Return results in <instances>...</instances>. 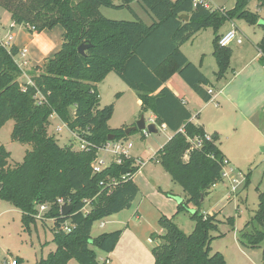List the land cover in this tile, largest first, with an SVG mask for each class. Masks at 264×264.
I'll list each match as a JSON object with an SVG mask.
<instances>
[{"label": "trees", "instance_id": "16d2710c", "mask_svg": "<svg viewBox=\"0 0 264 264\" xmlns=\"http://www.w3.org/2000/svg\"><path fill=\"white\" fill-rule=\"evenodd\" d=\"M120 1L0 0L15 25L26 24L29 31L38 33L58 25L64 29L61 49L30 72L31 83L25 86L18 80L23 73L15 60L19 49L0 44V129L14 118L12 139L31 145L15 167L9 164L10 152L0 147V199L22 212L25 225L35 221L38 203L51 204L45 217L54 219L56 249L35 264H69L72 258L80 264H98L93 246L111 253L123 231L93 237L94 223L130 209L139 194L133 180L140 167L135 158H124L122 164L113 163L100 173L92 169L110 135L114 140L127 139L128 126H108L113 105L99 107L98 84L112 71L136 91L143 110L152 111L156 123L165 124L173 132L159 150L160 162L184 188L188 203L199 207L203 194L223 180L227 159L216 144L219 136L214 133L211 140L207 139L204 127L192 122V111L165 83L178 73L204 101H210L212 95L205 88L208 78L180 46L212 27L217 75L223 77L230 66L232 49L219 45L218 31L236 18L256 24L259 14L248 8L251 0H236L229 10L195 4V0H138L152 16L151 24L138 16L115 20L102 13V7H111L127 8L136 15L131 6L136 0ZM259 2L264 8V0ZM181 14H188L189 20L181 19ZM82 43L92 44L85 55L78 51ZM260 48L264 53V36ZM53 115L87 141L84 150L75 149L73 143L60 146L49 134ZM123 167L129 168L130 174L123 176ZM113 179L116 184L105 188ZM59 198L73 205L66 216L61 213ZM85 199L92 200L87 213L82 212ZM191 218L196 225L190 234L183 232L173 218L159 219L164 233L156 237L154 264H226L222 253L211 252V232L219 226L217 215H204L197 209ZM65 222L73 225L70 232L60 229ZM229 222L234 225L233 218ZM239 240L251 248L264 241V192L259 193L258 209Z\"/></svg>", "mask_w": 264, "mask_h": 264}, {"label": "rangeland", "instance_id": "374dc122", "mask_svg": "<svg viewBox=\"0 0 264 264\" xmlns=\"http://www.w3.org/2000/svg\"><path fill=\"white\" fill-rule=\"evenodd\" d=\"M235 1L207 0V4L213 8L231 9L234 7ZM257 2V0H251L249 3V7L255 13L261 14L256 24H249L244 19H234L238 30L240 29L239 35L252 46L255 40L249 34L259 36L264 33L262 26L264 24V9L257 10ZM135 7L138 11L137 14L140 13L146 17V13L140 5H135ZM123 12H128L127 14L133 19L136 18L130 10ZM12 23L11 13L0 5V40L12 45L19 30L26 34L34 33L29 31L26 24L15 26ZM230 24V21H227L219 32L230 30L232 28V24ZM242 24L250 26V32L243 30ZM246 34L252 39V42L246 38ZM215 35L212 27L203 29L184 47L188 55H191L193 51H197L198 54L200 50L208 53L207 57L203 55L206 57L203 71L212 79L214 78V71L217 70L216 60L210 53L213 49ZM253 47L257 51L255 45ZM249 53L250 49L247 50V55ZM16 57L19 59L18 55ZM28 59L30 60L29 51ZM195 59L198 61L199 58L196 57ZM35 68L36 66L30 69L25 67L22 70L23 73L18 79L22 86L29 83L27 71L31 72ZM107 77L106 81L101 82L98 90L100 93L99 107L103 108L112 104L114 108L108 126L111 129L124 128L130 125L127 124L130 119L135 117L137 122L142 114L145 115L147 123H150L149 112L143 110L141 104L138 103L136 91L131 89L114 71L110 72ZM14 125L15 120L11 118L0 129V147L4 146L10 152L9 164L12 167L23 161L26 151L31 147L28 143L12 139ZM60 126L61 132L57 130ZM48 131L60 146L73 143L74 148L78 149V139L74 138L68 126L58 116L53 115L50 118ZM171 136V130L162 128L160 125H158L157 133L145 134V131L136 130L127 135V140L134 143L130 153L142 157L140 159L145 161L139 170L133 174V180L139 187V194L129 210L113 214L94 223L93 237L119 229L123 231L113 254L112 252H103L93 246L97 253V263L154 264L153 248L157 242L156 237L158 238L164 233L159 224V219L162 216L173 218L183 232L190 234L196 225L191 215L198 209L204 215L216 214L219 220L218 230L211 232L214 237L211 241L212 253H222L226 264H264V241L258 247L251 248L242 245L239 240L242 231L246 229L248 222L252 221L258 209L259 193L264 192V145H257L250 152L232 150L230 154L234 160H231L229 155L226 157L221 149V142L224 138L219 137L216 143L226 159L230 161V165L229 163L227 165V171L234 177L236 176L240 182L236 190L233 191L229 178H224L212 188L211 194L206 195L200 206L197 207L188 203V194L184 188L172 179L160 162L159 150ZM99 154L106 157L109 162L113 158L110 152L107 153L106 150H100ZM231 169L234 173H231ZM179 206H182V209L179 210ZM230 217L234 219V225L230 224ZM53 222L49 219L39 220L35 218V221H30L25 225L22 212L9 202L0 199V264H7V260L11 259L18 260L19 264H35L37 261L47 258L49 253L56 249ZM102 222L105 223L103 227L101 226ZM254 226L257 227L258 225L254 224ZM250 229L251 227L247 228V230ZM107 259L109 262H106ZM69 264L80 263L72 258Z\"/></svg>", "mask_w": 264, "mask_h": 264}, {"label": "crops", "instance_id": "0c3cea01", "mask_svg": "<svg viewBox=\"0 0 264 264\" xmlns=\"http://www.w3.org/2000/svg\"><path fill=\"white\" fill-rule=\"evenodd\" d=\"M257 1V10H263L264 8L260 6L259 0ZM120 2V0H116L115 3L120 4ZM131 5L134 12L136 13V15L134 14L135 17L138 16L142 18L148 24L153 22L152 16L141 6L138 0L134 1ZM135 5H140V7L146 13V17H143L140 13H138L140 15L137 14L138 11H136L137 9ZM209 6L211 7V5ZM248 8L254 12L253 9L249 7V5ZM128 10L129 9L127 8H101L102 13L108 18L115 20H133V18L127 14L128 12H123ZM259 15L261 14L259 13ZM230 23H235V21L232 20ZM241 27L247 32H250L251 30L250 26H246L245 24H242ZM31 33L32 34H26L22 32V30H19L18 35H15L13 44L10 45H15L19 50L26 49L27 57L29 51L30 60L28 59L29 64L26 67L27 69L35 66H42L46 58L54 56L55 53L61 49L63 44L64 29L62 26L58 25L51 30L46 29L41 33L36 31H31ZM199 33H197L192 39H194ZM225 33L226 30H223L218 34L222 36ZM247 34L245 36L251 42L252 39H250L249 36L254 38L255 43H253V46L255 45L257 51L254 50L252 44L248 43L244 39L241 43L236 41L232 42V47L229 46L232 49L230 66L223 77H218V65L216 62L217 70L214 71V81L203 71V66L208 53L200 50L198 54L197 51H193L191 55H188V53L184 50L185 44L188 41L180 46L181 51L192 63L197 65L208 78L209 84L205 85V88H211L213 90L210 101H204L178 73L174 74L165 83V85L170 90H172L178 97L183 99L186 106L192 111V122L197 125H202L209 135L216 133L219 137L224 138V140L221 142V149L223 150L226 157L229 155L228 157L231 160L233 159L230 154V151L232 150L250 152L254 150L257 145H264V55H262L264 53L260 48V43L264 33L260 34L259 36H254L251 33L248 36ZM248 49H250L249 55H247ZM213 51L214 44L213 49L210 52L212 56H214ZM196 57L199 58L198 61L195 59ZM26 74L29 77L30 82V72L27 71ZM107 78L108 77H106L104 81H106ZM102 83L98 84V88ZM138 103L142 104L139 98ZM148 112L150 115L149 121L156 122L155 114L152 111ZM135 122L136 119L133 117L127 124L133 125ZM162 128L168 129L165 124L162 125ZM130 155L135 158L138 157L139 160H142L140 159L142 158L140 156H135L131 153ZM227 161L230 165V161L228 159ZM143 162L145 163V161Z\"/></svg>", "mask_w": 264, "mask_h": 264}, {"label": "built area", "instance_id": "2783aa9c", "mask_svg": "<svg viewBox=\"0 0 264 264\" xmlns=\"http://www.w3.org/2000/svg\"><path fill=\"white\" fill-rule=\"evenodd\" d=\"M195 4H202L206 7H210L209 4H207L206 0H195ZM32 30H34L33 27H30ZM1 29V27H0ZM238 42L241 43L243 41V38L239 35V30L237 28V26L235 25V23H232V28L230 30H228L225 34H223L220 39H219V45L222 47H229L231 45L232 42ZM0 44L4 47H6L7 49H9L10 43L9 42H3V40H0ZM10 46V47H9ZM264 55V54H262ZM19 59L17 57H15V60L17 62V64L19 65V67L23 70L25 67L28 66L29 64V60L27 57V50L26 49H21L19 50L18 53ZM31 83V81L29 82ZM208 92L210 94H212L213 90L210 88L208 89ZM59 132L62 131V128L60 126V128L57 129ZM149 132L146 130L145 134H148ZM73 136L75 139H78L79 144H78V149L77 150H84L87 146V141L83 138H80L79 136H77L75 133H73ZM207 139L211 140V135H206ZM199 146L201 145V143L199 142L198 144ZM134 146V143L131 141L129 142L127 139H120V140H112V141H108L102 148L99 149L97 156L95 157L94 161L92 162V169L94 173H100L102 171H104L106 168H108L109 166H111V164L113 163H117V164H122L123 159L124 158H135L133 156L130 155V150L131 148ZM110 148H112V150H110ZM100 150H106L107 153L110 152V155L113 157L112 160L109 162L107 160L106 157H104L103 155H100L99 152ZM136 160V165L137 166H141L144 162L142 160H139L138 158H135ZM227 165L228 162L226 161V166L223 169V173H222V178H229L231 185H232V190L235 191L240 180L235 176L231 175L229 171H227ZM234 169V168H233ZM233 169H231V173L233 172ZM234 173V172H233ZM126 174H130V173H126ZM125 174V175H126ZM123 175V176H125ZM103 184V182H102ZM116 184L115 180H111L109 184L105 185V188L111 185ZM91 199H85L84 200V207L82 208V212L87 213L90 211L91 209ZM58 204L61 205V208L64 204H69L68 201H65V199L63 198H59L58 199ZM51 208V204L49 203H38L36 206L37 209V213L34 215V217L36 219L42 220V219H49L45 217V213H47ZM54 221V219H49ZM105 225L104 222L101 223V226L103 227ZM73 228V225L69 222H65L63 224H61L60 229L64 230L65 232H70ZM106 262H109V259L106 260ZM7 264H19L18 260L16 259H11V260H7Z\"/></svg>", "mask_w": 264, "mask_h": 264}, {"label": "water", "instance_id": "95a60500", "mask_svg": "<svg viewBox=\"0 0 264 264\" xmlns=\"http://www.w3.org/2000/svg\"><path fill=\"white\" fill-rule=\"evenodd\" d=\"M180 18L188 21L189 20V15L188 14H181ZM92 44H86V43H82L79 47H78V51L79 53H81L82 55L86 54V50L91 46ZM136 130H142V131H148L150 133H157L158 131V125L156 122H150L147 123L146 119H145V115L142 114V116L140 117V119L134 124V125H130L125 129V133L127 135H129L132 131H136ZM115 136L114 135H110L108 137V141H112L114 140ZM130 169L123 167L121 170L122 175H125L126 173H130ZM2 187V184H0V188ZM211 194V191H206L203 196L201 197V201L204 200L206 195ZM73 209V205L72 204H64L61 208V213L63 216L68 215Z\"/></svg>", "mask_w": 264, "mask_h": 264}]
</instances>
